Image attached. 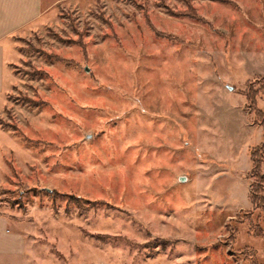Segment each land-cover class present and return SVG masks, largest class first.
<instances>
[{
	"label": "rangeland",
	"instance_id": "1",
	"mask_svg": "<svg viewBox=\"0 0 264 264\" xmlns=\"http://www.w3.org/2000/svg\"><path fill=\"white\" fill-rule=\"evenodd\" d=\"M50 4L0 76V264H264V0Z\"/></svg>",
	"mask_w": 264,
	"mask_h": 264
},
{
	"label": "crops",
	"instance_id": "2",
	"mask_svg": "<svg viewBox=\"0 0 264 264\" xmlns=\"http://www.w3.org/2000/svg\"><path fill=\"white\" fill-rule=\"evenodd\" d=\"M50 3L51 0H0V76L4 74V66L9 70L7 55L11 48L16 47L22 33L42 20L50 10ZM0 81L2 82L1 77ZM3 90L4 87H0V91ZM2 223L6 222L0 218V224ZM2 246L5 248L0 251H12L9 249L10 243Z\"/></svg>",
	"mask_w": 264,
	"mask_h": 264
},
{
	"label": "trees",
	"instance_id": "3",
	"mask_svg": "<svg viewBox=\"0 0 264 264\" xmlns=\"http://www.w3.org/2000/svg\"><path fill=\"white\" fill-rule=\"evenodd\" d=\"M261 114V113H259ZM261 149L264 150V143L263 145L261 146ZM260 174H257V176H259ZM261 180H264V176H262ZM263 186V185H261ZM258 191L259 192H256V191H253V201H255V205H256V208H262L263 209V212H262V215H263V222H264V197L261 195V190L258 188ZM260 204H263V205H260ZM253 212H249V216H252ZM252 234L255 236V237H260V238H264V228L261 227V225H256L254 228H252ZM254 264H258V263H254Z\"/></svg>",
	"mask_w": 264,
	"mask_h": 264
},
{
	"label": "water",
	"instance_id": "4",
	"mask_svg": "<svg viewBox=\"0 0 264 264\" xmlns=\"http://www.w3.org/2000/svg\"><path fill=\"white\" fill-rule=\"evenodd\" d=\"M87 71H89L88 68H87ZM89 138H90V136L88 137V139H89ZM180 181H181V182H185V181H186V178H183V177H182V178H180ZM49 191H50V190H49Z\"/></svg>",
	"mask_w": 264,
	"mask_h": 264
}]
</instances>
